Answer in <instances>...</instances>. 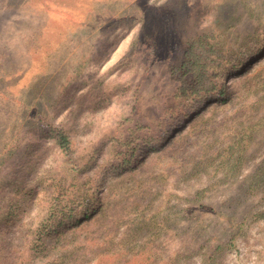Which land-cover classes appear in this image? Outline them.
<instances>
[{"label":"rangeland","instance_id":"obj_1","mask_svg":"<svg viewBox=\"0 0 264 264\" xmlns=\"http://www.w3.org/2000/svg\"><path fill=\"white\" fill-rule=\"evenodd\" d=\"M0 264H264V0H0Z\"/></svg>","mask_w":264,"mask_h":264},{"label":"trees","instance_id":"obj_2","mask_svg":"<svg viewBox=\"0 0 264 264\" xmlns=\"http://www.w3.org/2000/svg\"><path fill=\"white\" fill-rule=\"evenodd\" d=\"M58 139H59V144L62 146V147H67V145L69 144L68 143V139L66 136L62 135V133L58 132ZM262 186V185H260Z\"/></svg>","mask_w":264,"mask_h":264}]
</instances>
